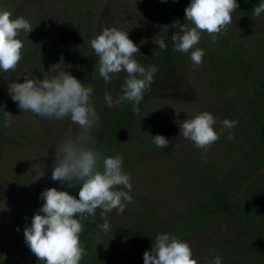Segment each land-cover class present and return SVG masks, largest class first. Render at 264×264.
Wrapping results in <instances>:
<instances>
[{"label":"rangeland","instance_id":"obj_1","mask_svg":"<svg viewBox=\"0 0 264 264\" xmlns=\"http://www.w3.org/2000/svg\"><path fill=\"white\" fill-rule=\"evenodd\" d=\"M189 4L190 0H178L175 3L173 0H98V3L93 5L98 21L93 38L99 35L104 27L128 31L129 39L140 50L135 59L140 64L149 63L156 46L153 41L156 38L165 40L172 36V31L179 30L170 26L176 21L181 24L185 22L184 10ZM66 8V5L60 6V0H0V9L10 11L13 19H27L34 35L39 33L40 29L57 30L60 24L65 22L64 19H69L60 17L64 15L59 16ZM235 13H232L231 25L218 36L216 43H212L207 34L202 36L197 45L205 52L200 67L195 68L192 65L190 54L174 51L168 72L161 80L151 85V90L145 93L139 105V112L133 113L132 121L136 122L142 108V124L145 127H138L133 134L128 130L114 154L123 157V171L131 176L132 188L129 195L133 200L126 205L122 214H118L116 210L108 214L106 219L110 224L111 233L116 231L124 234L133 226L141 224L145 213L149 211L159 213L164 220L182 217L188 210L190 197L187 193L191 190L188 175L184 171L193 163H210L212 171H218L222 177L230 178L245 161L243 152L229 150L223 135L211 146L204 158L201 149L180 136V124L205 111L214 116L216 123L213 127L217 132H220L221 122L229 120V113L232 114V120H240L244 116L250 88L239 72L234 71L225 92L211 90L204 73L205 64L213 54L233 61L237 52L250 63L264 62V52L261 51L263 48L251 38L253 36L248 33L244 22L242 24L241 18ZM56 15L58 18L54 19ZM248 20L254 25V32L262 28L264 30V16ZM164 26L169 28L164 29ZM31 33L21 31L18 36L24 45L18 68L10 72L0 71V105L13 116L12 125L7 128L22 135L16 137L0 128V264H6L10 253H14L15 257L25 250V247L16 245L24 240V231L12 220L9 209L4 207L6 199L13 200L33 214L37 213L43 204L40 194L46 189L62 184L51 179L55 148L59 147L69 131L73 138L81 131L68 120H49L31 112H21L18 102L11 99L9 84L23 83L24 77L30 75L28 66L37 57L35 46L40 36H32ZM90 66V58L83 57L82 60L65 62L57 67H64L65 71L80 81L88 75ZM52 71L53 69L38 77L46 78ZM125 76L126 73L123 75V81ZM123 81L115 82L112 89L114 99L121 94ZM113 112L114 107L108 108L107 105L100 111L101 126L106 125ZM95 128L94 125L90 132L93 133ZM141 130H145V134ZM129 133L130 140L127 138ZM156 135L168 139L169 146L165 149L157 148L152 138ZM261 181L262 176L258 175L251 189H255ZM98 215H101L100 209ZM100 219L103 224L105 218L101 216ZM17 228L20 231H17ZM179 239L190 244L193 258L198 260V264H208L214 256H220L223 264H256L246 257L226 260L228 249L237 236L221 221L198 234ZM21 245L24 246L23 243ZM151 249L152 247L147 251ZM209 249L215 251L210 254ZM100 250L101 257L94 254L89 260L98 262L96 264H144V252L135 248ZM24 255L26 258H16L11 264H38L33 254ZM205 257H208V260H205Z\"/></svg>","mask_w":264,"mask_h":264},{"label":"clouds","instance_id":"obj_2","mask_svg":"<svg viewBox=\"0 0 264 264\" xmlns=\"http://www.w3.org/2000/svg\"><path fill=\"white\" fill-rule=\"evenodd\" d=\"M238 8L236 0H190L184 10L185 22L181 24L176 21L170 26L179 29L171 36L173 50L190 54L192 65L200 67L205 52L197 45L202 36L207 34L212 43H216L218 36L231 25L232 13ZM252 11L254 17L264 14V0ZM168 28L164 26V29ZM21 31L31 33L33 28L30 22L24 17L13 19L10 11L0 9V71L10 72L18 68L24 47L18 39ZM153 43L161 50L167 48L162 38H156ZM90 45L98 57L99 76L105 83H109L113 76L126 73L121 94L114 99L110 93H105L107 107L131 103L133 112L138 113L139 105L145 93L151 90L158 69L155 66L145 67L135 59L140 50L129 39L128 31L104 27L99 35L91 39ZM52 69L46 78L28 75L23 83H10L8 92L13 102H18L21 112H31L49 120H68L81 129L74 138L70 131L66 133L65 139L55 148L51 174L53 181L66 184L68 188L79 186V198L67 191L46 189L40 194L44 203L33 215L31 225L25 226L23 234L27 247L41 264H81L87 255L80 243L82 221L91 218L95 222L96 210L100 209L105 219L99 227L107 234L110 231L106 219L108 214L113 210L122 214L126 205L132 203L133 198L129 195L131 176L123 171L122 156H104L88 146L90 130L97 120L96 109L91 102L93 87L82 84L64 67L55 65ZM5 117L4 127H11L13 116L5 112ZM215 123L214 116L209 112L199 113L180 124V136L201 149L204 158L225 129L228 130L227 140L234 139L232 130L238 122L223 120L220 132L214 129ZM152 138L157 148L169 146L170 141L161 135ZM77 216L79 219L75 218ZM17 231L20 229L17 228ZM214 251L209 249L210 254ZM143 259L144 264H198L189 243L164 233L156 235L151 251H145ZM204 259L208 260V257ZM208 264H223L222 258L214 256Z\"/></svg>","mask_w":264,"mask_h":264},{"label":"trees","instance_id":"obj_3","mask_svg":"<svg viewBox=\"0 0 264 264\" xmlns=\"http://www.w3.org/2000/svg\"><path fill=\"white\" fill-rule=\"evenodd\" d=\"M236 2L239 8L235 14L241 18L242 24L244 22L246 30L253 36L251 38H254L264 52V30L262 28L254 32L252 29L254 25H251L252 23L248 20V18H254L252 10L261 0H236ZM97 3L98 0H60V6L66 5L67 8L59 16L64 15L60 17H69V19H64L65 22L61 23L57 30L40 29L36 35L34 32L31 33L32 36L40 37L37 39L38 46H35L37 57L28 67L30 75L34 78L38 75L44 76L52 69V66L76 62L83 57L90 58L89 73L80 80L82 84L93 87L91 102L97 113L96 128L93 133L90 132L91 139L88 146L100 151L104 156H114L128 130L133 134L138 127L144 128L145 125L142 124L144 119L142 108L137 121L134 122L131 103H122L114 107V112L106 125L101 126L100 111L106 106L104 95L106 92L112 95L115 82L123 81L125 73L113 76L109 83H105L99 76L98 57L95 56L90 45L93 33L98 26L97 12L93 11V5ZM262 16L264 14L260 17ZM57 18V15L54 16V19ZM175 33L176 30L172 31V35ZM30 40L31 38L28 42ZM164 41L167 45L166 50L159 49L156 44L151 61L141 63L145 67L155 66L158 69L152 84L166 75L173 59L171 37L168 36ZM234 57L231 63L226 57L213 54L209 62L205 64L204 73L208 78L209 88L218 92L227 90L235 70L249 85L244 116L240 120H235L238 123L232 130L234 139L227 140V129L223 134L229 150L243 152L245 161L230 178H224L220 172L212 171L210 163L207 162L193 163L187 167L184 172L188 175L191 190L187 193L190 197L188 210L182 217L164 220L159 213L149 211L145 213L141 224L133 226L124 234L116 231L105 234L99 227L102 222L97 209L95 222H92L91 218L82 221L83 231L80 234V243L87 255L84 256L81 264L98 263L90 261L89 258L94 254L101 257V248L128 247L145 252L152 247L157 234L164 233L181 238L198 234L218 221L228 226L237 236L228 249L226 260L246 257L256 264H264V62L250 63L237 52ZM5 112L0 105V128L13 136L22 137L18 131L4 127ZM227 116L231 121L232 114L229 113ZM141 131L145 134V130ZM127 138L130 140V133ZM130 146L131 144L128 146L129 149ZM258 175L262 176V181L255 189H251ZM55 188L79 198V186L68 188L66 184H59ZM4 205L9 209L12 220L23 231L25 226L31 225L34 215L32 211L10 199H6ZM75 218L79 219V216ZM16 245L25 247V250L15 257L14 253H10L6 264H11L16 258H26L24 254H32L25 240L17 242ZM33 257L35 258L34 254ZM37 262L41 264L38 259Z\"/></svg>","mask_w":264,"mask_h":264}]
</instances>
